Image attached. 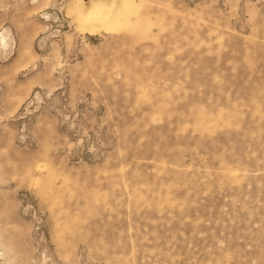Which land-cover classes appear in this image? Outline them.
<instances>
[{
	"label": "rangeland",
	"instance_id": "obj_1",
	"mask_svg": "<svg viewBox=\"0 0 264 264\" xmlns=\"http://www.w3.org/2000/svg\"><path fill=\"white\" fill-rule=\"evenodd\" d=\"M0 264H264V0H0Z\"/></svg>",
	"mask_w": 264,
	"mask_h": 264
},
{
	"label": "bare ground",
	"instance_id": "obj_2",
	"mask_svg": "<svg viewBox=\"0 0 264 264\" xmlns=\"http://www.w3.org/2000/svg\"><path fill=\"white\" fill-rule=\"evenodd\" d=\"M92 12H93V13L96 12V13L98 14V13H100L101 11H100V9H99L98 6H97V8H95L94 11H92Z\"/></svg>",
	"mask_w": 264,
	"mask_h": 264
}]
</instances>
